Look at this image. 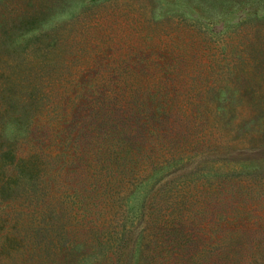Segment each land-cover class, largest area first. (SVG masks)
<instances>
[{
	"label": "trees",
	"instance_id": "trees-1",
	"mask_svg": "<svg viewBox=\"0 0 264 264\" xmlns=\"http://www.w3.org/2000/svg\"><path fill=\"white\" fill-rule=\"evenodd\" d=\"M59 76L43 69L17 88L21 98L2 97L14 116L3 124L7 146L0 153L7 243L25 241L47 254L46 264H264V234L260 245L240 227L221 228L256 223L253 211L245 221L241 215L239 197L248 190L227 174L210 186L209 171L196 183L205 156L195 160L199 169L187 168L196 152L178 128L194 106L168 102L170 90L148 85L151 75L117 76L101 90L91 77H81L79 88L76 80L58 85ZM24 145L26 154L17 153ZM44 151L63 169L61 182L47 176ZM221 193L227 219L208 215Z\"/></svg>",
	"mask_w": 264,
	"mask_h": 264
},
{
	"label": "rangeland",
	"instance_id": "rangeland-1",
	"mask_svg": "<svg viewBox=\"0 0 264 264\" xmlns=\"http://www.w3.org/2000/svg\"><path fill=\"white\" fill-rule=\"evenodd\" d=\"M244 1L0 0V153L7 146L3 124L14 117L3 95L21 98L17 88L43 69L60 74L58 85L76 80L81 88L80 78L91 77L98 90L113 86L117 76H155L147 83L170 90L168 102L194 106L188 123L178 128L196 152L187 168L199 169L195 160L208 158L194 181L209 171L210 186L227 174L242 193L248 190L239 197L241 215L245 221L253 211L256 223L231 221L221 228L240 227L257 239L264 234V130H258L259 116L264 126V0ZM28 28L34 29L26 33ZM26 149L16 152L25 155ZM45 152L47 176L61 182L63 169L52 167L54 154ZM59 199L50 192L54 206ZM226 199L216 194L208 215L229 218ZM7 230L0 221V264H46L47 254L34 253L25 241L7 243Z\"/></svg>",
	"mask_w": 264,
	"mask_h": 264
}]
</instances>
